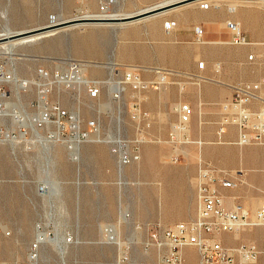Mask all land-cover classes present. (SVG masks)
I'll return each instance as SVG.
<instances>
[{
	"label": "rangeland",
	"instance_id": "obj_1",
	"mask_svg": "<svg viewBox=\"0 0 264 264\" xmlns=\"http://www.w3.org/2000/svg\"><path fill=\"white\" fill-rule=\"evenodd\" d=\"M173 1L0 0V34L86 13L132 14ZM230 21L239 22L244 35L248 29L263 30L264 0H194L126 25L68 26L32 41H15L14 54H0V68L13 77L1 86L8 96L0 107V264H27L38 229L48 238L41 242L37 264H119L124 256L130 262L159 264L156 250L143 248L148 228L195 216L202 160L236 177V186L226 188L228 194L237 192L236 203L253 210L264 203V139L239 144L237 128L233 138L227 132L217 135L220 106L234 96L233 86L264 83V46L233 44ZM74 59L90 64L86 74L104 82L119 80L115 67L135 66L146 81L158 79L157 68L175 74L159 88L137 92L126 87L119 97L111 96L106 83L93 96L82 86H63L40 74L65 71ZM44 84L49 86L47 101L75 114L81 131L95 126L74 149L70 119L63 120L58 136V124L32 121L40 115ZM134 101L146 113L140 124L132 117ZM182 101L195 108L188 131L192 142L180 134L174 143L169 134ZM14 113L22 114L27 125L16 121ZM135 149L139 159L120 162L119 150ZM106 225L114 227L116 240L106 239ZM257 231L264 227L248 228L238 239L224 234L228 237L222 241L262 246L264 233ZM67 237H72L68 244ZM195 259L200 264L197 251ZM254 264H264V254Z\"/></svg>",
	"mask_w": 264,
	"mask_h": 264
},
{
	"label": "built area",
	"instance_id": "obj_2",
	"mask_svg": "<svg viewBox=\"0 0 264 264\" xmlns=\"http://www.w3.org/2000/svg\"><path fill=\"white\" fill-rule=\"evenodd\" d=\"M232 28L236 27L235 22L230 21ZM232 43L245 45L250 42L242 30H234ZM88 63L84 60L74 59L69 61L65 71H56L49 76L47 71L40 70L43 78L52 77L55 83L66 85L82 86L85 92L97 96L102 92L106 83L107 91L112 97L119 95L126 90V87L140 92L150 86L159 88V80L146 81L143 79L141 71L135 66L119 69L115 67L119 80L104 82L99 79L89 77L85 71ZM160 72L174 75L173 70L161 69ZM161 73V74H162ZM13 77L10 73L0 68V107L3 104V97H7V91L1 89L6 82H11ZM116 84L119 89H116ZM22 86L24 87L23 83ZM234 96L220 106V118L218 121L217 135L219 138L227 132L229 127H235L238 130V143L249 144L253 141L260 142L264 139V83L263 81H240L234 86ZM49 86L44 84L40 90V115L33 118L36 125L59 124L62 127L63 120L70 119L72 137H70L72 149L73 145L87 140L91 136V131H81L76 124V115H72L59 102H48L47 92ZM45 97V102L41 99ZM254 103L259 104L255 106ZM138 102H132V117L140 124L146 113H142L138 108ZM176 111L178 119L173 124L169 137L174 143L180 142V134L183 135L184 142H192L189 138V125L195 113L194 106L187 101L180 102ZM13 115H19L14 113ZM18 117V116H16ZM24 132L22 128L20 132ZM54 137L55 135L52 134ZM201 143V140L195 141ZM122 149V148H121ZM74 151V150H73ZM120 162L128 163L130 160L139 159L137 149L127 153L119 150ZM179 154L175 159H179ZM236 177L229 171L211 165L206 161H200L196 177V200L197 209L195 216L189 220L179 221L172 226L165 227L160 223H155L148 228V233L143 241L144 249H155L158 254L159 264H186V248L193 247L199 255L200 264H254L262 254H264V243L262 246L255 242H242L228 244L222 241L224 234L235 235L239 231L248 228L264 227V203L252 210L243 203L234 202L228 206L225 196L221 190L222 186H236ZM140 227H136L139 229ZM139 231V230H138ZM104 233L108 234L106 238L109 241L116 240L114 227L106 225ZM106 237V236H105ZM72 237L64 239L65 243H70ZM42 239L37 240L31 245L27 264H37L39 259V249ZM128 262L129 264H141L128 261L126 256L122 257L119 264ZM22 264V263H18Z\"/></svg>",
	"mask_w": 264,
	"mask_h": 264
},
{
	"label": "bare ground",
	"instance_id": "obj_3",
	"mask_svg": "<svg viewBox=\"0 0 264 264\" xmlns=\"http://www.w3.org/2000/svg\"><path fill=\"white\" fill-rule=\"evenodd\" d=\"M183 1H186L185 3L181 4V5H184V4H187V3H190L194 0H177V1H173V2H163V3H159L157 5H153V6H150L148 8H145V9H141V11L137 12V13H132V14H101V13H96V14H83V15H79V16H75L74 18H70V19H67V20H59L57 22H54V23H50V24H47V25H42L41 27H37V28H32V29H27V30H20V31H5L4 33L0 34V36L2 35H10V34H13V33H30L26 36H21L20 38H17V39H14V40H9L7 42H3L0 44V54L4 55V54H9V55H12L14 54L13 52V47H14V43L15 41H20V40H24V42L26 41H32L33 39L35 38H39L41 37L42 35L46 34V33H49V32H52V31H58V29H62V28H65L68 26H74V25H80V24H103V23H107V24H125V23H132V22H135V21H138V20H141V19H144V18H151V17H155L157 16L158 14L160 13H163L165 11H168L170 9H173V8H176V7H179L181 5H177V6H174L170 9H165V7L169 6V5H172V4H175V3H179V2H183ZM263 1V0H262ZM153 11L151 14L143 17V18H140V19H137V20H133V21H128V22H121V21H117L116 19H122V17H126V16H134V15H138V14H142V13H148V12H151ZM92 19H97L99 21H93ZM236 27H235V30H241V24L239 22H236ZM126 25V24H125ZM55 33V32H54ZM28 43V42H27ZM11 57V56H10ZM12 60V59H11ZM99 64V63H98ZM107 64L110 66L111 69H113V65L114 63L113 62H107ZM90 65V64H88ZM95 66L97 65L96 63L94 64ZM104 65V64H103ZM98 66V65H97ZM101 66V64H100ZM87 69H85L86 71ZM161 71L160 68H157L156 71ZM160 72L159 76H158V80H159V87L164 85V84H167L169 83V79H168V76H170L169 74H165V73H162ZM27 82V81H26ZM25 84H28V83H25ZM20 87H23L22 86V83L20 84ZM116 89H119V85L116 84ZM45 97H42L41 99V102L44 103L45 101ZM179 104V103H178ZM177 104V105H178ZM22 108V107H21ZM18 112V110H17ZM24 113V112H23ZM26 114V113H25ZM15 116H18L16 117V121L20 122L22 126H25L27 125V122L25 120V117L22 116V114H19V115H15ZM78 119L76 117V124H75V127H78ZM33 123H31L32 125ZM57 125V124H56ZM59 125V124H58ZM33 128V127H32ZM34 130V129H33ZM61 130V126H57V129L55 131V134L58 136L60 135V131ZM36 133V132H35ZM23 132H21L20 135H22ZM36 135V134H35ZM39 137V135H38ZM238 143V142H237ZM240 144V143H239ZM243 145V144H242ZM49 158V157H48ZM124 216V215H123ZM241 231L237 232L235 235L239 234ZM107 235V234H106ZM38 238L39 239H42V240H45L48 238V236H46V234L44 232H42L40 229H38ZM51 239V238H50ZM53 239V238H52ZM49 241V240H48ZM51 241V240H50ZM54 241V239H53ZM46 242V241H45ZM61 243V241H60ZM60 249V247H59ZM64 264V263H63Z\"/></svg>",
	"mask_w": 264,
	"mask_h": 264
},
{
	"label": "crops",
	"instance_id": "obj_4",
	"mask_svg": "<svg viewBox=\"0 0 264 264\" xmlns=\"http://www.w3.org/2000/svg\"><path fill=\"white\" fill-rule=\"evenodd\" d=\"M247 36H248V38L249 39H252V41L253 42H250V44L252 43V44H254V45H257V46H264V29L263 30H261V31H258V30H255V29H248V31H247V34H246ZM149 103H151V102H149ZM235 127H229L228 128V130H227V134H228V137L229 138H233L234 137V134H235ZM223 142V141H222ZM245 150H248V149H245ZM173 171H174V173H178L179 172V170L178 169H176V168H171ZM246 171V170H244V169H240V171ZM176 175H178V174H176ZM176 179H179V177L177 176L176 177ZM179 180H181V183H182V181H183V179L180 177V179ZM177 187H178V183H176V187H175V190H174V197H173V201H176V199H177V196H176V194H177ZM227 187L226 186H222L221 187V190H222V192H223V194H224V196H225V201H226V204L228 205V206H231L232 204H233V201L235 200V199H237V192L236 191H231L230 192V194H228L227 193V191H228V189H226ZM229 188V187H228ZM235 202V201H234ZM252 209V208H251ZM253 210V209H252ZM172 217H169V216H167V219H171ZM245 231V230H244ZM257 233L258 234H263L264 232L263 231H257ZM244 233L241 231L239 234H237V235H232V238H231V240L232 239H238V238H240L242 235H243ZM224 238H227L228 236H223ZM185 253H186V261H187V259H188V262H187V264H197L196 263V259H195V254H196V249L195 248H193V247H188V248H186V251H185Z\"/></svg>",
	"mask_w": 264,
	"mask_h": 264
},
{
	"label": "water",
	"instance_id": "obj_5",
	"mask_svg": "<svg viewBox=\"0 0 264 264\" xmlns=\"http://www.w3.org/2000/svg\"><path fill=\"white\" fill-rule=\"evenodd\" d=\"M185 2L186 1L169 5V6L165 7V9H170V8H172L174 6L181 5V4L185 3ZM152 12L153 11L148 12V13H142V14L134 15V16H126V17H122V19H116V20L117 21H121V22L133 21V20H137V19L143 18V17L151 14ZM92 20L93 21H99L97 19H92ZM30 33L29 32L28 33H21L20 32V33H13V34H10V35H2V36H0V44L3 43V42H7L9 40H14V39L20 38L21 36H26V35H28Z\"/></svg>",
	"mask_w": 264,
	"mask_h": 264
}]
</instances>
